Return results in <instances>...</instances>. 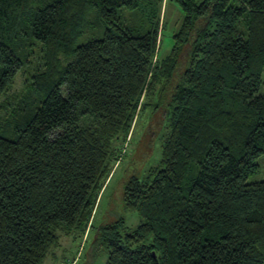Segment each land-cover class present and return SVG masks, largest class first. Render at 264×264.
I'll return each instance as SVG.
<instances>
[{
    "label": "trees",
    "instance_id": "1",
    "mask_svg": "<svg viewBox=\"0 0 264 264\" xmlns=\"http://www.w3.org/2000/svg\"><path fill=\"white\" fill-rule=\"evenodd\" d=\"M163 1L0 0V96L34 44L42 61L0 123V264H43L59 232L92 227L148 106L160 157L123 183L138 222L95 233L104 264H264V179L247 180L264 153V0H174L157 58ZM142 5L126 23L120 9Z\"/></svg>",
    "mask_w": 264,
    "mask_h": 264
},
{
    "label": "rangeland",
    "instance_id": "2",
    "mask_svg": "<svg viewBox=\"0 0 264 264\" xmlns=\"http://www.w3.org/2000/svg\"><path fill=\"white\" fill-rule=\"evenodd\" d=\"M142 7L144 6L140 7L141 10L138 8H121L122 18L124 17L123 19L126 23L133 26L143 24L144 18H148L146 17L147 14H145L148 10H144ZM159 15V29L161 22L162 27L160 29V45L157 58L168 53L171 48L172 33L179 27L182 12L177 2L174 0H164ZM90 17L91 22H93L91 25H93L96 20L94 13L90 14ZM88 29L89 27H85L83 33ZM83 40L85 39H80L79 41ZM40 57L41 50L39 45L34 44L32 52L29 55L30 61L18 70L13 84L0 96V123L7 118L11 107L16 105L18 99L23 97L29 75L35 71L36 67H41L42 65ZM263 89L264 68L259 90ZM153 119L154 121L157 119L160 121L162 119L160 112L155 113ZM164 131L165 129L163 130L160 126L158 128L154 127L151 106H148L138 115L132 127L131 137L122 143L123 147L119 161L113 166L109 177L101 188L95 207L92 227L84 232L83 235L78 236L75 233L64 234L63 232H59L58 242L50 248L43 264H54L60 262L58 260L62 258L69 260V264H104L107 251L98 243V239H95V233L101 229L102 225L110 223L118 217H122L124 224L127 226H133L138 222L139 217L135 211L123 208L121 190L124 181L129 175L136 173L138 176H142L149 166L158 161ZM120 141L118 140V143ZM258 161L260 163V170L249 175L248 181L264 179V153L258 157ZM61 263L65 264V262Z\"/></svg>",
    "mask_w": 264,
    "mask_h": 264
}]
</instances>
